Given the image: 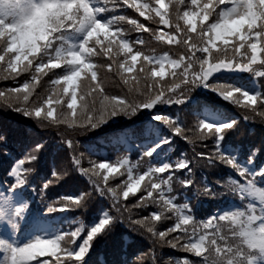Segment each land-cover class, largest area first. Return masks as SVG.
<instances>
[{
    "label": "snow or ice",
    "instance_id": "obj_1",
    "mask_svg": "<svg viewBox=\"0 0 264 264\" xmlns=\"http://www.w3.org/2000/svg\"><path fill=\"white\" fill-rule=\"evenodd\" d=\"M125 6L139 17L166 26L167 31L130 15L113 14ZM124 21L138 32L176 45V58L168 52L145 54L134 47L144 41L140 37L129 40ZM98 57L105 58L99 65ZM166 69H171V80L162 82ZM220 69L250 72L259 80L257 90L210 81L212 73ZM109 74L127 90L124 94L106 91L104 77ZM0 79L17 84L0 88L5 106L35 119L42 128L55 129L62 154L71 158L67 169L60 167L56 158L52 160L48 179L39 185L40 196H44V188L72 171L87 180L82 185L85 190L61 194L53 202L42 201L44 212L86 208L97 195L111 205H99L98 217L94 213L95 221L88 225L77 217L78 226L65 224L62 230L35 235L24 243L0 239V264H107L103 254L93 256L89 249L95 240L110 234L118 218L127 220L133 231L141 232L152 244L123 264H264V163L248 167L256 161L257 153L264 152V142H225L241 116L244 121L260 118L264 124V0H190L183 12L177 0H0ZM197 86L239 106V116L213 121L201 118L193 99L190 112L195 119L187 126L180 113L188 110L184 101ZM165 104L173 106L175 114L159 107ZM177 105L181 107L175 108ZM141 109L152 110L151 120L125 131L136 141V161L128 156L111 162L108 157L95 159L98 153L93 149L78 152V146L74 147V133L98 128L112 117H131ZM160 125L167 133L159 134ZM178 137L192 146L191 157L184 152L176 159L167 155ZM206 140L211 142L210 148L203 143ZM0 142V147L7 144L5 135H0ZM129 147L132 149L131 144ZM45 151L43 138L32 140L22 146L18 159L7 161L6 176L11 177V183L6 187L9 195L0 193V233L46 227L39 223L42 217L27 209V193L21 187L28 184L37 157ZM85 159L88 166H84ZM196 165H223L235 177L227 175L226 180L218 179L213 185L195 178ZM110 173L118 179H110ZM174 182L183 186V191L203 196L220 195L219 185L241 197L244 206L214 210L197 220L191 197L182 196L183 202L177 203ZM197 184L203 187H190ZM13 195L21 203L13 206ZM149 205L155 207L149 211ZM135 208L147 215L134 213ZM157 245L188 255L162 261Z\"/></svg>",
    "mask_w": 264,
    "mask_h": 264
},
{
    "label": "trees",
    "instance_id": "obj_2",
    "mask_svg": "<svg viewBox=\"0 0 264 264\" xmlns=\"http://www.w3.org/2000/svg\"><path fill=\"white\" fill-rule=\"evenodd\" d=\"M101 3L104 0H100ZM141 2H147V0H141ZM154 2V0H153ZM166 3L169 0H165ZM180 5V11L183 12V7L190 3V0H177ZM112 11L111 9H109ZM113 14L130 15L134 18H138L140 22L147 24L149 27H160L162 30L167 31V27L159 25L156 22L148 21L145 17H139V14L134 9L125 6L123 9H116ZM154 15V13H153ZM182 23V21H181ZM123 29L129 40H136L137 37L143 39V45L136 44L134 47L142 48L145 54H163L168 52L172 58H176V54L179 51L176 45H167L164 42H160L152 37L150 33L138 32L133 26L129 25L127 21L123 22ZM103 40L104 38L101 37ZM97 65L104 61V57L95 58ZM139 63V60H138ZM134 72L136 69L134 68ZM171 69H166L165 76L160 78L162 82H168L171 77L168 75ZM103 74V70H102ZM21 77H27V74H21ZM21 77H17V81L21 80ZM51 79V77H48ZM155 79V78H154ZM255 78L250 72H240L235 69H220L217 72L212 73L209 80H214L222 83L232 85L243 90L255 91L257 90V84L259 80ZM46 83V81H45ZM79 83V82H78ZM105 89L110 94H124L127 90L122 89L117 82V79L113 78L111 74L104 77ZM17 87V84L11 80L0 79V88ZM38 92L42 89L38 88ZM79 92V86H78ZM197 101L196 111L201 118H207L210 121L219 119L235 118L239 116L237 105H232L228 101L222 99L215 91L197 86L192 89V92L187 100L184 101V105L189 110H181V119L187 126H191L194 115L190 112L193 105L192 101ZM79 100H77V107H79ZM66 107V102H65ZM162 110H172L175 114V109L171 105H160ZM180 105L175 108H180ZM151 112L149 109H141L135 115L131 117H125L120 115L118 117H112L106 123L99 125L98 128L89 129L87 132H76L74 136V147H77L78 152H84L86 148H91L98 153L95 159L108 157L109 161H115L123 156H128L132 161H136L139 156V150L135 140L125 133L126 130L134 128L140 122H147L151 120ZM147 114V115H146ZM153 124H159L158 121H153ZM167 133V129L160 125L159 134L163 135ZM0 135H5L7 144L4 147H0V193L9 195L6 192V187L11 183V177L6 176V168L10 165L7 163L9 159H18L21 154L22 146L31 143L32 140H39L43 138L46 145V151L37 157L38 164L28 184L21 186L27 193L24 196V200L27 201V209L31 210V214L38 215L50 224L51 231L56 229L62 230L65 224L69 226H78L76 218L83 222L84 225H88L95 221L94 213L98 217L99 205L103 204L105 207H111L104 201L102 196H94L88 202L86 208H74L66 209L64 211H54L52 213H45L44 208L46 204L42 201L53 202L57 196L74 195L82 189V185L87 183L85 177H83L78 171H72L69 175L62 177L60 180L43 189L44 196H40L39 185L44 180L48 179V173L50 174V164L53 159H57L60 167L69 168L72 164L70 156L65 158L62 154V149L59 147L60 141L55 129H46L40 127L35 119L24 116L22 113L15 111L13 108L6 107L3 100H0ZM177 143L168 149V156H172V159H176L179 152L186 153L189 157L192 155V146L184 141L182 138H176ZM226 143L229 144H243V145H259L264 142V124H261L260 118L250 119L244 121L241 116L238 121V127L235 130H230L226 136ZM3 142H0L2 144ZM171 143V142H169ZM211 147V142L206 140L203 142ZM132 145L130 149L129 145ZM151 146V145H147ZM163 147V145H161ZM197 149L201 147L200 143L196 145ZM6 149V150H5ZM238 159H243L239 156ZM160 162H163V158H159ZM84 166H88L87 159L83 161ZM259 163H264V152L257 153V159L253 164L248 165L249 168L258 166ZM143 165L141 164V167ZM193 174L197 180H207L208 183L215 185L218 179H227V175H233L235 173L231 169H226L225 166L219 165L217 168H211L207 166L196 165L193 168ZM110 179L116 178L115 174H109ZM143 183V182H142ZM264 183V181H261ZM191 188H201L203 184H197L190 186ZM217 190L221 193L218 196H203L195 195L193 192L183 191V186L173 183V195L177 196V203L183 202L182 196L191 197L192 202L195 204L196 219L200 220L207 215H211L214 210H228L231 207H243L241 204V197L234 195L231 190L225 191L224 188L219 185L216 186ZM35 189V190H34ZM16 189H13V193ZM141 193L138 191L136 196ZM13 203H21L15 196L10 197ZM133 203L130 198L128 201ZM56 207V203L53 205ZM155 206L149 205V211ZM134 213H138L141 216L147 215V212L140 208L133 209ZM135 218V217H134ZM164 227H167V223H163ZM34 232L32 228H26L23 231L16 232L11 231L5 235L0 233V239H5L14 243H24L32 238ZM152 244L149 239L141 232L133 231L129 226L127 220L115 221L114 226L110 234L107 237H101L94 241V247L89 249V252L93 256H100L103 254L107 264H123V261L129 259L132 255H135L136 251H146ZM158 256L161 260H166L169 256L178 257L180 255H188L186 253H180L178 250L170 248L167 245H157ZM87 255V254H86ZM192 260H197V257H191ZM96 264H99L97 261Z\"/></svg>",
    "mask_w": 264,
    "mask_h": 264
},
{
    "label": "rangeland",
    "instance_id": "obj_3",
    "mask_svg": "<svg viewBox=\"0 0 264 264\" xmlns=\"http://www.w3.org/2000/svg\"><path fill=\"white\" fill-rule=\"evenodd\" d=\"M41 224V223H40ZM42 225V224H41ZM46 227H40V228H33V231H35V235H39V234H49L51 231L49 230V226L44 224Z\"/></svg>",
    "mask_w": 264,
    "mask_h": 264
}]
</instances>
